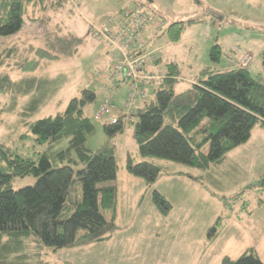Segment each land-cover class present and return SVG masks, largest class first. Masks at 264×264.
<instances>
[{"label":"rangeland","instance_id":"374dc122","mask_svg":"<svg viewBox=\"0 0 264 264\" xmlns=\"http://www.w3.org/2000/svg\"><path fill=\"white\" fill-rule=\"evenodd\" d=\"M2 1L10 0H0V16ZM42 6L29 7L19 34L0 38L2 50L18 47V57L0 66V73L9 71L16 81L28 74L38 76L29 93L0 92V144L35 159L41 153L51 156L68 149L69 138L52 147L36 144L31 127L40 119L65 112L70 100L85 88L94 90L97 98L84 110L95 126L86 147L92 151L106 145L114 149L117 179L99 186L117 187L116 219L112 221L113 211L104 212L111 224L106 240L55 249L35 237L25 238L20 248L3 254L1 264H220L224 257L237 259L252 248L264 262V186L260 185L264 177V129L256 126L250 141L230 151L223 163L206 170L143 157L134 124H126L124 132L109 136L104 122L95 119L106 100L121 108L129 88L117 87L111 68L113 52L94 36V26L105 28L109 16L139 8L164 22L146 38L160 58L161 70L171 62L179 64L183 77L179 90L189 85L185 77H194L204 67L229 68L231 58L238 55L236 47L252 55L249 70L264 82V0H45ZM189 20L198 22L185 23L178 34L180 25L176 23ZM61 36L80 39L77 50L72 52L68 44L58 41ZM49 44L54 46L49 49L51 55L58 58L42 59L36 53L37 48L47 49ZM217 44L222 46L220 61L211 56ZM21 57L38 59V69L33 73L17 70L14 64ZM95 75L102 77L95 81ZM146 89V100H153V83ZM138 120L135 115L134 123ZM71 158H77L75 150ZM129 159L159 165L157 180L148 183L130 174ZM36 180L18 177L13 187L33 185ZM154 191L172 205L167 215L154 203ZM76 193L81 197L79 182ZM214 226L217 232L209 236Z\"/></svg>","mask_w":264,"mask_h":264},{"label":"trees","instance_id":"16d2710c","mask_svg":"<svg viewBox=\"0 0 264 264\" xmlns=\"http://www.w3.org/2000/svg\"><path fill=\"white\" fill-rule=\"evenodd\" d=\"M44 1H2L0 38L19 34L25 26L29 7L43 8ZM193 22L198 21L177 22L176 25H180L178 34L185 23ZM57 40L68 44V49L73 48L72 52L77 50L80 42V39L65 36ZM52 48L54 46L49 44L47 49L37 48L36 53L42 59H56L58 56L49 51ZM110 51L113 52L111 68L114 79L115 57L114 51ZM234 51L241 58V53ZM66 52L64 50L63 54ZM221 55L222 46L217 44L211 50L212 59L220 61ZM15 57H18L17 46L2 50L0 44L1 67ZM239 60L234 67L204 68L196 81L179 90L178 85L183 80L179 64L171 62L161 70L155 54V59L148 60L147 66L151 72H162L166 76L159 86L149 82L154 85V99L146 100L148 94L144 98L138 97L130 120L127 123H104L105 132L115 136L124 132L126 124H134L135 138L143 157L174 161L203 170L223 163L230 151L250 140L256 126L264 127V82L251 74L250 65L240 66ZM38 61L21 57L14 65L17 70L33 73L39 67ZM37 78L28 74L16 81L9 71H4L0 73V92L29 93L36 87ZM116 85L129 88L125 105L131 92L130 82ZM147 85L144 83L142 88L146 89ZM96 98L94 90L85 88L79 97L70 100L65 112L40 119L32 125L36 144L52 147L69 138L70 145L66 150L54 152L51 156L47 152L41 153L35 159L0 144V264L4 262L3 254L20 248L25 238L35 237L46 246L59 249L109 237L111 224L104 212L113 211L112 221L116 219L117 187L99 185L117 179L118 165L112 147L106 145L98 151L86 147L87 136L95 126L84 110ZM140 99L145 100L138 106ZM135 115L139 120L134 123ZM207 146L208 151L205 150ZM73 150L77 158H71ZM127 169L148 183H154L161 173V167L150 161L135 163L129 159ZM28 176L37 179L33 185L13 187L16 178ZM78 182L82 186L81 197L75 194ZM260 185L264 186V177ZM153 200L163 214L170 212L172 205L160 192L154 191ZM216 232L214 226L209 236ZM6 237L8 240L3 243ZM220 264L264 262L252 248L237 259L226 256Z\"/></svg>","mask_w":264,"mask_h":264},{"label":"built area","instance_id":"2783aa9c","mask_svg":"<svg viewBox=\"0 0 264 264\" xmlns=\"http://www.w3.org/2000/svg\"><path fill=\"white\" fill-rule=\"evenodd\" d=\"M105 28L94 30V36L102 40L110 50L114 51V79L116 84L130 82L131 92L122 109L117 108L110 100L101 104L95 119L107 124L127 123L138 97H146L144 83L153 82L159 86L166 76L162 72H151L147 66L148 60L155 59V52L150 48L146 38L150 29L160 28L164 23L155 15L139 8L120 11L118 15L108 17ZM241 53L240 48H236ZM252 61V55L241 53L239 65L246 67ZM102 76L95 75L98 81ZM97 78V79H96Z\"/></svg>","mask_w":264,"mask_h":264},{"label":"crops","instance_id":"0c3cea01","mask_svg":"<svg viewBox=\"0 0 264 264\" xmlns=\"http://www.w3.org/2000/svg\"><path fill=\"white\" fill-rule=\"evenodd\" d=\"M214 18H215V16H214ZM219 21V20H218ZM153 29H150L149 31H148V33H147V35H149L150 34V32L152 31ZM154 51V50H153ZM239 58H240V55L238 54L237 56H236V59H234V58H231V60H230V67H234V66H236L237 65V62H238V60H239ZM156 60H160V58H158L157 57V53H156ZM159 66V65H158ZM207 67H212V66H207ZM207 67H204V68H207ZM158 68H160V67H158ZM203 68V69H204ZM203 69H201L194 77H191V78H189V77H186V80H187V82L189 83V85H190V82L191 81H196V79H197V77H198V75L200 74V72L203 70ZM189 85L187 86V87H189ZM186 87V88H187ZM185 88V89H186ZM262 127V126H261ZM263 129H264V127H262ZM254 131V130H253ZM252 139V136H251V138H250V140ZM249 140V141H250Z\"/></svg>","mask_w":264,"mask_h":264}]
</instances>
